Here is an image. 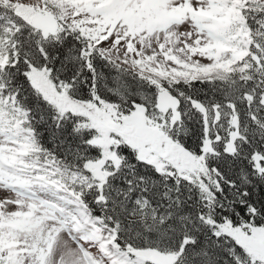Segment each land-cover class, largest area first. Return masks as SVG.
Returning <instances> with one entry per match:
<instances>
[{"label": "snow or ice", "instance_id": "1", "mask_svg": "<svg viewBox=\"0 0 264 264\" xmlns=\"http://www.w3.org/2000/svg\"><path fill=\"white\" fill-rule=\"evenodd\" d=\"M0 264H264V0H0Z\"/></svg>", "mask_w": 264, "mask_h": 264}]
</instances>
